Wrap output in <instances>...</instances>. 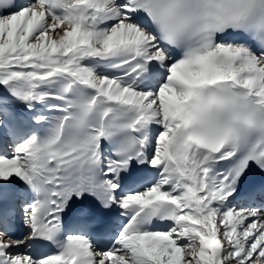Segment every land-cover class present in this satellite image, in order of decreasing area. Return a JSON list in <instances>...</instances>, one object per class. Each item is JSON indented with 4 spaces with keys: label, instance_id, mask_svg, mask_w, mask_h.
I'll list each match as a JSON object with an SVG mask.
<instances>
[{
    "label": "snow or ice",
    "instance_id": "6c2138e0",
    "mask_svg": "<svg viewBox=\"0 0 264 264\" xmlns=\"http://www.w3.org/2000/svg\"><path fill=\"white\" fill-rule=\"evenodd\" d=\"M0 264H264V0H0Z\"/></svg>",
    "mask_w": 264,
    "mask_h": 264
}]
</instances>
